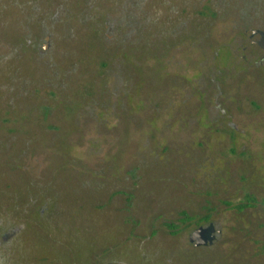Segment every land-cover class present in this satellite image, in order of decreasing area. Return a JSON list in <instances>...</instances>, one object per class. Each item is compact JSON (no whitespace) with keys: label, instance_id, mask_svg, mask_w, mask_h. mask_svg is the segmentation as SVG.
<instances>
[{"label":"rangeland","instance_id":"rangeland-1","mask_svg":"<svg viewBox=\"0 0 264 264\" xmlns=\"http://www.w3.org/2000/svg\"><path fill=\"white\" fill-rule=\"evenodd\" d=\"M263 5L0 0V219L51 214L57 195L68 207L56 227L76 224L77 245L62 243L54 264H264V181L247 184L245 155L260 149L263 116L250 102H264V79L248 81L241 53L229 62L225 49L264 27ZM45 35L41 62L33 46ZM20 105L26 116L9 120ZM40 105L57 109L46 119L57 132L44 128ZM248 128L253 141L236 138ZM28 188L41 191L7 206ZM183 210L212 215L225 233L213 248L195 251L188 231L161 227L180 224Z\"/></svg>","mask_w":264,"mask_h":264},{"label":"flooded vegetation","instance_id":"flooded-vegetation-1","mask_svg":"<svg viewBox=\"0 0 264 264\" xmlns=\"http://www.w3.org/2000/svg\"><path fill=\"white\" fill-rule=\"evenodd\" d=\"M262 1V0H261ZM263 12H264V5H263ZM245 36H247V40H233V44H230L228 46H225V49L228 50L227 53L229 55L228 61L230 62L232 59L231 54L234 53L235 57L238 55V53H241L240 59L241 63L239 64V68L242 72L245 73V76L248 81L250 82H259L260 80H263L264 78L257 79L254 78L253 75H255L256 69L262 68L264 70V27L255 28V27H248L244 30ZM23 42V41H22ZM50 36L45 35V39L41 40V42L34 44L35 53L32 55L35 59L41 60L43 58L44 54L47 52V50L50 48ZM233 46L235 47L233 49ZM23 52H26L25 49H23ZM22 52V53H23ZM233 55V58H234ZM44 62V61H43ZM237 67V64L235 63L234 68ZM255 80V81H254ZM248 93H246L247 96L253 95L252 89H247ZM256 96V95H255ZM259 96V94H257ZM250 104L256 108L257 110H260L262 112L263 120L260 124V133H261V141H260V149L257 153H245L247 156V159L251 160V166L250 169L248 167V176L249 179L247 181V184L253 183L256 179H261L260 181H264V102L261 103V101L258 102V100L254 99L251 100ZM15 110H8V113H5L6 116H11L9 120L14 119L17 121L18 119H21V117H25L26 113L23 111L24 109H19L20 106H14ZM40 111L44 117L40 118V120L45 124V129H55L56 132L59 130V126H49L46 125V120L52 112H57V109H54V105L47 106L43 108V105H40ZM77 108V107H76ZM87 110H91L90 107H85ZM71 113H75V115H71L74 118L75 123L79 124V116H80V110L79 109H69L68 110ZM84 112H87L83 110ZM35 112L36 109H35ZM79 119V120H78ZM81 121V120H80ZM121 121L118 122L117 126H120ZM47 130V132H48ZM17 131V130H16ZM255 132H258L255 130ZM54 137L55 131H53ZM16 134V132H15ZM237 137H246L248 141H253L252 136V129L248 128L244 132H237ZM15 138V136L13 137ZM12 138V139H13ZM236 138L234 140H236ZM11 141V140H10ZM10 144V142H9ZM9 147V145L7 146ZM23 150V151H22ZM25 152V147H23L20 152ZM18 153L13 160L17 162V159H19V155L21 153ZM232 152L235 153L236 151L232 149ZM13 152L9 153L11 157H13ZM255 160H260V164L258 165V170L255 169L256 165L254 164ZM255 166V167H254ZM256 170V171H254ZM260 176V177H259ZM11 189L10 187L8 188ZM34 193L35 191L38 193V191L41 190H34L32 188H28L24 191V193L21 195L22 198L20 199V195L13 196V198L10 197V202H7V206L12 205L11 199H14L13 201H26L27 198V192ZM43 191V190H42ZM40 194V193H39ZM39 198L37 199L40 203L42 202L43 198L41 195H38ZM57 195H55V199L52 201L54 203V211L49 213H45V209L42 208L40 212H37V210H30V211H14V214L12 212H8V216L5 218L0 219V261H3V264H54L51 259H53V251L55 249H58L62 245V243H69L71 246H76L77 239L75 238L73 232L71 231L73 228H75L76 224L70 225L69 223L65 225V227H62L60 229H57L56 227V220L58 217L59 208L63 209L65 207H68L67 205H63L64 202L58 200L56 198ZM226 204H229L226 202ZM246 204V203H245ZM2 205V204H1ZM0 205V211L2 210V206ZM59 207V208H58ZM251 204L248 203V205H245L244 208H250ZM57 208V209H56ZM4 212V211H2ZM211 212V211H210ZM212 213V212H211ZM46 214V215H44ZM49 214V215H48ZM22 215V217H21ZM178 223L181 224V226L177 229L172 227L173 222H162V226L164 229L169 230L173 234H177L179 232H189L188 233V240L190 247L195 249V251L200 250H206L213 248L220 236H223L225 233L223 232V229L217 225L216 222L213 221V217L210 213L206 215L198 214L197 212L195 214L190 213L189 210H183L179 214ZM76 216L74 217V219ZM57 224H59L57 222ZM176 224V223H175ZM206 229L211 230V236L213 238V242L209 245H197L196 242H191L190 238L191 236L197 232L200 229ZM39 231V235H36V231ZM158 231V228H155L151 230L150 235L156 236ZM37 240V245H34L30 243L31 241ZM36 244V243H35ZM162 251L160 247H157V252ZM183 253L185 254L187 251V244L183 243ZM109 251L105 252V255H107ZM104 254V252H102ZM23 254L27 256H32L31 261L29 259H25L23 257ZM35 260V261H33ZM54 260V259H53ZM103 261V259H102ZM66 262V263H65ZM62 264H79L77 260H73L70 256L67 257V261H65ZM183 264L185 263V260H183Z\"/></svg>","mask_w":264,"mask_h":264},{"label":"water","instance_id":"water-1","mask_svg":"<svg viewBox=\"0 0 264 264\" xmlns=\"http://www.w3.org/2000/svg\"><path fill=\"white\" fill-rule=\"evenodd\" d=\"M210 229L209 230H204V229H200L198 230L197 232H195L190 240L191 242H196L197 245H209L213 242V238L211 236V233H210Z\"/></svg>","mask_w":264,"mask_h":264},{"label":"trees","instance_id":"trees-1","mask_svg":"<svg viewBox=\"0 0 264 264\" xmlns=\"http://www.w3.org/2000/svg\"><path fill=\"white\" fill-rule=\"evenodd\" d=\"M249 200V199H248ZM248 203H250V200H249V202ZM248 203H246V204H242L241 206H239L240 208H244V206L245 205H248ZM172 227H174V228H179L180 227V224H175V223H172V225H171Z\"/></svg>","mask_w":264,"mask_h":264},{"label":"clouds","instance_id":"clouds-1","mask_svg":"<svg viewBox=\"0 0 264 264\" xmlns=\"http://www.w3.org/2000/svg\"><path fill=\"white\" fill-rule=\"evenodd\" d=\"M0 264H3V261H0Z\"/></svg>","mask_w":264,"mask_h":264}]
</instances>
